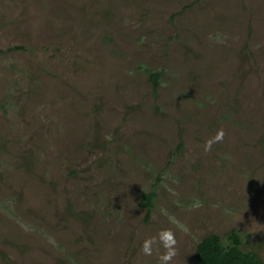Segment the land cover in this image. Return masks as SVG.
<instances>
[{"label":"rangeland","instance_id":"obj_1","mask_svg":"<svg viewBox=\"0 0 264 264\" xmlns=\"http://www.w3.org/2000/svg\"><path fill=\"white\" fill-rule=\"evenodd\" d=\"M165 229L264 261V0H0V264H158Z\"/></svg>","mask_w":264,"mask_h":264},{"label":"trees","instance_id":"obj_2","mask_svg":"<svg viewBox=\"0 0 264 264\" xmlns=\"http://www.w3.org/2000/svg\"><path fill=\"white\" fill-rule=\"evenodd\" d=\"M154 91L159 86L160 75L157 72L145 71ZM156 192L150 190L141 194L139 206L146 212L153 207ZM196 264H264L254 252H245L242 241L235 230L227 234V242L223 243L219 236L211 234L197 243L194 250Z\"/></svg>","mask_w":264,"mask_h":264},{"label":"clouds","instance_id":"obj_3","mask_svg":"<svg viewBox=\"0 0 264 264\" xmlns=\"http://www.w3.org/2000/svg\"><path fill=\"white\" fill-rule=\"evenodd\" d=\"M223 136V130L217 131L214 140L206 142L205 150H209L214 141L222 140ZM157 242L159 243L160 248L163 249V252H160L158 255V264H169V262L176 256V240L174 239V234L171 230H161L155 237L146 238L141 243V252L147 256L152 255L153 245Z\"/></svg>","mask_w":264,"mask_h":264}]
</instances>
